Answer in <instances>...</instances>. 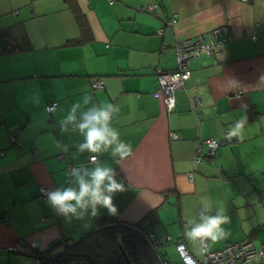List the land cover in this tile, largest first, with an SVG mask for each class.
<instances>
[{
  "label": "crops",
  "instance_id": "crops-1",
  "mask_svg": "<svg viewBox=\"0 0 264 264\" xmlns=\"http://www.w3.org/2000/svg\"><path fill=\"white\" fill-rule=\"evenodd\" d=\"M151 4L157 8L146 9ZM219 26L233 39L221 55L189 63L190 77L167 112L156 96L157 75L176 70L175 44ZM94 79L101 89L91 88ZM37 94L39 105L31 100ZM85 94L93 104L119 107L113 126L134 155L98 157L125 185L113 197L117 215L100 209L95 218L66 222L40 190L66 186L70 167L95 163L92 154L74 155L72 146L82 142L77 132L61 135L58 128ZM51 103L57 107L49 114ZM243 115V139L226 138ZM12 135L18 143H10ZM208 138L219 141L216 152L201 143L202 161L194 164L193 141ZM55 140L70 151L60 152ZM0 153V264L41 263L24 249L33 241L37 256L58 259L107 218L180 240L200 259L185 233L187 220L206 205L215 214L223 204L231 218L224 226L230 235L207 242L208 249L264 244V0H0ZM14 245L18 252H9ZM157 252L165 260L178 256L174 242Z\"/></svg>",
  "mask_w": 264,
  "mask_h": 264
},
{
  "label": "clouds",
  "instance_id": "clouds-1",
  "mask_svg": "<svg viewBox=\"0 0 264 264\" xmlns=\"http://www.w3.org/2000/svg\"><path fill=\"white\" fill-rule=\"evenodd\" d=\"M31 100L36 105L41 103L38 94L33 95ZM46 111L54 112L56 107H49ZM119 111V107L112 103L93 104L92 98L85 94L81 100L71 105L67 114L59 121L61 135L71 131L82 137V142L72 146L76 150L74 155L89 153L92 154L90 159L95 162L91 167L83 163L70 167L66 186L42 190L47 204L66 222L95 218L100 209H106L111 216L117 215L113 197L124 192L125 185L117 179L115 169L107 163L99 162L98 157L109 153L112 158L122 161L134 155L132 145L122 140L119 130L113 126L114 117ZM246 125L247 116L243 115L230 128L229 138L242 140ZM54 143L62 153L70 151L69 145L61 140H55ZM226 211L223 204L215 214H210L209 206L202 207L197 217L187 220L186 237L201 243L226 239L230 232L224 226L231 223Z\"/></svg>",
  "mask_w": 264,
  "mask_h": 264
},
{
  "label": "built area",
  "instance_id": "built-area-1",
  "mask_svg": "<svg viewBox=\"0 0 264 264\" xmlns=\"http://www.w3.org/2000/svg\"><path fill=\"white\" fill-rule=\"evenodd\" d=\"M246 1V0H245ZM157 8V4L147 5L146 9L154 10ZM170 23V21H169ZM251 41H256L257 36L255 33L251 35ZM233 37L230 34V30L227 26H219L208 34V36L198 35L197 37L186 39L184 41L178 42L175 44L176 51V70L172 73H158L157 75V92L156 96H161L163 105L167 112L171 111L175 107V97L174 94L177 90L183 89L186 80L190 77V67L189 63L193 60H198L201 57H211L222 54V49L225 44L231 41ZM103 86L101 79H94L91 83V88L93 90H99ZM49 107H57V103H51L46 106V109ZM192 104V108H194ZM48 112V111H47ZM51 114L52 112H48ZM230 129H225L226 138H229L228 132ZM10 143L16 144L18 141L15 136L10 137ZM206 148L210 154H214L216 149L219 146V143L216 139L210 138L204 141ZM195 159L194 164L202 161L201 155L199 156L201 150V144L199 142L195 143L194 147ZM1 154V153H0ZM90 162H94L90 159ZM190 180H193V174H189ZM41 189L40 198L45 199ZM170 236H167L165 239H159L152 234L144 235V239L150 246L158 250L163 246L167 241H170ZM198 248L201 254V258L196 260L192 257L185 245L178 240L176 242V247L179 255L182 258L183 264H252L253 262H264V244L257 245L254 241L248 240L243 242L231 243L219 250H210L208 249L207 242L197 241ZM39 242H29L25 245V251H29L31 256L37 257V250L39 249ZM9 252L17 253V246H11L7 249ZM160 254L157 255V259ZM79 262L74 261L71 264H78ZM81 263V262H80ZM35 264H40V261H37ZM161 264H167L162 262Z\"/></svg>",
  "mask_w": 264,
  "mask_h": 264
},
{
  "label": "trees",
  "instance_id": "trees-1",
  "mask_svg": "<svg viewBox=\"0 0 264 264\" xmlns=\"http://www.w3.org/2000/svg\"><path fill=\"white\" fill-rule=\"evenodd\" d=\"M69 2L70 0H66ZM80 21V26L84 29V23ZM78 40H69L68 43ZM103 225L91 235L80 242L72 245H66L65 252L60 258L52 256H39L44 259L40 264H70L74 261L82 264H127L126 258L132 264H155L156 256L143 241L140 233L127 225L117 224L112 218H107ZM140 228L139 226H136ZM142 229V228H140ZM120 233L122 242L119 243L117 234ZM57 241L54 245H56ZM124 252V254H123Z\"/></svg>",
  "mask_w": 264,
  "mask_h": 264
},
{
  "label": "rangeland",
  "instance_id": "rangeland-1",
  "mask_svg": "<svg viewBox=\"0 0 264 264\" xmlns=\"http://www.w3.org/2000/svg\"><path fill=\"white\" fill-rule=\"evenodd\" d=\"M174 109V108H173ZM173 109L171 110V111H169V112H172L173 111ZM226 129H230V128H226ZM169 138L170 139H172V140H174V139H178L179 138V135H177V134H175V133H170L169 134ZM208 139H210V138H208ZM205 140H207V139H205ZM205 140H203V141H200V140H194L193 141V146L195 147V143L196 142H199L200 144L201 143H204V141ZM217 140V139H216ZM218 141V140H217ZM218 143H219V141H218ZM204 145H205V143H204ZM201 155V151H200V153H199V156ZM196 157H194V159H195ZM198 163V162H197ZM200 163V162H199ZM198 163V164H199ZM133 228H135V227H133ZM136 230H137V233L139 232L140 233V235H141V237H142V239H143V241L145 242V243H147L146 242V240L144 239V235H146V234H150V233H146L143 229H140L139 228V230L137 229V228H135ZM153 235V234H152ZM175 243V248H176V252H177V254H178V256L177 257H165L166 258V260L163 258V256L162 255H160L159 257H158V259H157V255L159 254V253H161L162 251L161 250H159V253L157 252V250H155V249H153L151 246H150V244L149 243H147L148 245H149V247H151L150 249H152L153 251H154V255L156 256V262H157V264H161L162 262H165V263H167V264H183V262H182V258H181V256L179 255V253H178V251H177V247H176V242L175 241H173V239L172 238H170V241H167V243L169 244V243ZM167 243H165L164 245H166ZM227 246V245H226ZM196 260H199V259H196ZM155 262V263H156Z\"/></svg>",
  "mask_w": 264,
  "mask_h": 264
},
{
  "label": "water",
  "instance_id": "water-1",
  "mask_svg": "<svg viewBox=\"0 0 264 264\" xmlns=\"http://www.w3.org/2000/svg\"><path fill=\"white\" fill-rule=\"evenodd\" d=\"M123 254H124V252H123ZM58 256V255H57ZM53 258H56V255H54V256H52ZM126 263L127 264H132L130 261H129V259L128 258H126ZM78 264H82V263H78Z\"/></svg>",
  "mask_w": 264,
  "mask_h": 264
}]
</instances>
